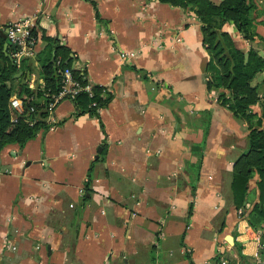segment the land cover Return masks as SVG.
Returning <instances> with one entry per match:
<instances>
[{"label":"crops","instance_id":"crops-1","mask_svg":"<svg viewBox=\"0 0 264 264\" xmlns=\"http://www.w3.org/2000/svg\"><path fill=\"white\" fill-rule=\"evenodd\" d=\"M252 2L254 40L233 22L223 29L264 57V0ZM27 16L37 55L52 47L46 38L59 41L112 100L99 118L63 100L56 128L0 150V264H213L220 247L234 264H257L260 231L247 214L258 176L242 207L232 191L249 127L222 102L229 91L209 87L221 73L194 11L158 0H0L1 51L8 25ZM26 58L32 71L20 70L25 82L14 75L16 88L43 89L37 57ZM252 84L260 116L264 70Z\"/></svg>","mask_w":264,"mask_h":264},{"label":"trees","instance_id":"trees-1","mask_svg":"<svg viewBox=\"0 0 264 264\" xmlns=\"http://www.w3.org/2000/svg\"><path fill=\"white\" fill-rule=\"evenodd\" d=\"M174 6L188 8L196 14L203 23L202 31L204 44L214 62L218 65L221 80L218 83L209 82V87L222 85L229 91V95L222 94L221 100L228 105L234 115L245 120L249 127V147L247 152L240 155L234 164L233 170V201L237 208L247 201L248 182L251 177L258 176L260 201L247 214L250 225L257 231H264V109L258 116L252 106L260 100L257 86L252 84L254 76L264 70V57L255 49L245 52L236 48L230 33L223 29L226 22H233L242 35L248 40H254L257 33L253 12L255 4L252 0H222L215 3L212 0H158ZM98 15V14H97ZM99 17V16H98ZM34 34L37 32L34 30ZM44 39V36H43ZM51 48L46 55H36L40 63L39 74L45 81L43 89H31L23 85L20 89L14 84V75L20 70H31L27 58L19 64H5L0 69V150L9 143H18L24 146L27 141L36 137L39 132L49 128L50 122L45 119L48 112L41 108L45 106L42 100L49 102L51 95L59 92L63 80V71L70 68L73 76L82 84L89 83L85 70L75 69L72 64L74 57L69 47L59 41L46 38ZM15 49L12 48V51ZM55 51V60L52 62ZM3 52L0 56L3 57ZM105 87L93 85L94 96L82 91L74 101L78 113H89L99 118L100 111L108 107L112 100L110 93H104ZM18 94L23 99L24 112L17 113L10 104V98ZM49 94V95H48ZM40 110L42 118L32 123L37 114L31 107ZM17 120L13 121L12 118ZM262 205V206H261ZM264 233V232H263ZM264 237V234H263ZM264 255V244L261 251ZM234 264V261H230Z\"/></svg>","mask_w":264,"mask_h":264},{"label":"built area","instance_id":"built-area-1","mask_svg":"<svg viewBox=\"0 0 264 264\" xmlns=\"http://www.w3.org/2000/svg\"><path fill=\"white\" fill-rule=\"evenodd\" d=\"M34 26V18L27 16L10 23L7 27V38L11 43L16 45L15 49L11 51V56L17 64H20L23 58H32L36 57L37 55L39 36L34 34ZM135 55L136 54L134 52H121V58L123 60H132ZM82 91L89 92L90 97L94 96L93 84H82L73 76L71 69L66 68L63 71V80L59 92L52 94L51 100L49 102H46L45 98L44 100H42V104H45V106L41 109L45 112H48V115L45 116V119L50 122L49 129H54L58 125L57 120L54 116V112L58 104L66 99L74 102L77 99L79 93ZM10 104L13 110L17 113L24 112L23 99L17 94H14L10 98ZM41 109L37 111L35 110V107H31V111L37 114L36 119H33L32 123H34L37 118H42V115H40ZM16 120L17 118L14 116L13 121ZM238 212L239 215L244 214L243 209H239ZM255 240L258 244L259 249L262 250L263 244L261 242L260 232L256 234ZM260 250L256 252V256L258 258L257 264H264V256H262ZM217 255L218 257L216 258V260H214L213 264H229L230 261L224 249H221L220 247L219 253ZM205 263L209 264V261H206Z\"/></svg>","mask_w":264,"mask_h":264},{"label":"water","instance_id":"water-1","mask_svg":"<svg viewBox=\"0 0 264 264\" xmlns=\"http://www.w3.org/2000/svg\"><path fill=\"white\" fill-rule=\"evenodd\" d=\"M7 31H8V29L6 30V33H7ZM3 34H4V33H3L2 31H0V35L2 36ZM3 36H4V35H3ZM6 36H7V34H6ZM6 39H7V43L5 44L4 49H3L2 52H3L4 54H6V56H8V57L10 58V60H11L12 63H14V59L12 58L11 55H9V54L7 53V49H8V47H9L10 45H11V46H14V47H15L16 45L13 44V43H11L7 37H6ZM55 58H56V56H55V54H54L53 57H52V62H54ZM3 67H5V63H4L3 59L0 57V68H3ZM16 77H21V78L23 79V82H25L27 79H29V77H30V72L24 73L23 71H20L19 73L16 74Z\"/></svg>","mask_w":264,"mask_h":264},{"label":"rangeland","instance_id":"rangeland-1","mask_svg":"<svg viewBox=\"0 0 264 264\" xmlns=\"http://www.w3.org/2000/svg\"><path fill=\"white\" fill-rule=\"evenodd\" d=\"M23 59H24V58H23ZM23 59H22V60H23ZM20 63H21V62H20ZM261 251H262V250H261Z\"/></svg>","mask_w":264,"mask_h":264}]
</instances>
